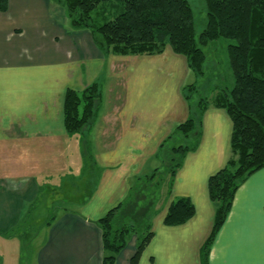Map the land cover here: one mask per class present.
<instances>
[{
  "label": "crops",
  "instance_id": "crops-1",
  "mask_svg": "<svg viewBox=\"0 0 264 264\" xmlns=\"http://www.w3.org/2000/svg\"><path fill=\"white\" fill-rule=\"evenodd\" d=\"M68 22L65 8L54 0H8L7 10L0 11V247L17 235L25 248L28 236H39L30 256L33 264H103L98 219L160 166L159 145L189 115L182 88L199 79L185 56L169 46L159 54L103 53L87 29ZM93 82L100 89L99 106L88 128L75 133L84 136L80 154L87 162L79 175L65 178L75 193L74 205L54 212L43 234L31 233L27 212L43 200L38 175L45 161L36 152L56 147L62 155L70 136L63 123L65 91L80 93ZM114 98H120L116 105ZM231 132L226 110L210 104L197 138L186 139L195 148L172 180L164 176L168 187L156 193L163 199L156 197L149 207L151 214L157 206L150 217L153 235L139 264H201L200 247L211 232L215 210L207 181L231 154ZM180 197L191 199L195 213L183 224L167 226V208ZM8 232L13 235H4ZM136 244L133 234L113 264H129ZM1 259L0 251V264ZM208 264H264V166L236 190Z\"/></svg>",
  "mask_w": 264,
  "mask_h": 264
},
{
  "label": "trees",
  "instance_id": "trees-1",
  "mask_svg": "<svg viewBox=\"0 0 264 264\" xmlns=\"http://www.w3.org/2000/svg\"><path fill=\"white\" fill-rule=\"evenodd\" d=\"M54 1L65 8L71 27L87 29L103 53L159 54L169 46L174 53L185 56L189 69L198 78L204 73L207 58L204 48L219 38L233 41L227 45L234 78L232 88L219 89L209 98L196 96L198 83L184 86L182 93L188 101L189 115L159 145L157 156L164 166L160 164L138 179L139 184L131 188L127 199L97 221L104 247L103 264H113L133 234L137 235V244L129 264H139L153 235L150 218H146L154 198L145 199L144 189L152 184L159 171L173 179L186 153L195 148V144H177L176 139L180 136L197 138L202 114L210 104L224 108L232 121L231 154L225 165L207 181L208 197L215 210L211 232L200 247V262L208 264L211 245L230 210L236 190L247 176L264 166V0H203L205 24L198 34L188 0H116L120 8L118 14L97 26L91 23V12L108 0ZM7 7L8 0H0V11H6ZM99 103L97 82L80 93L68 88L63 103L65 132L72 135L83 131L92 122ZM122 206L125 211V207L129 209L126 215L121 211ZM139 208L146 211L139 212ZM194 213L191 199L180 197L169 204L163 223L180 225ZM125 217L133 223H125ZM142 219H146L144 223ZM142 226L144 236L142 233L138 236Z\"/></svg>",
  "mask_w": 264,
  "mask_h": 264
},
{
  "label": "rangeland",
  "instance_id": "rangeland-1",
  "mask_svg": "<svg viewBox=\"0 0 264 264\" xmlns=\"http://www.w3.org/2000/svg\"><path fill=\"white\" fill-rule=\"evenodd\" d=\"M188 1L193 13L195 31L198 34L203 29L205 24L206 12L204 1ZM116 3H118V1L108 0L97 5V7L91 12V23L97 26L113 19L120 10V8L116 6ZM232 42L233 41L228 38H219L215 41H212L204 48L207 58L204 63V73L197 82L199 87L195 93L196 96L211 97L219 89L224 87L228 89L232 88L234 78L227 56V45ZM118 90L115 92V95L118 94L119 96L121 93ZM118 100L120 101V98H114L112 104H118ZM83 138L84 136H80V134L70 135L66 145L61 147L62 155L58 153L56 147H52L46 154H42L43 152L41 153L39 151L36 152V156L40 159L41 163L44 164L45 161V165L41 168L42 172L38 175L41 188L38 197L40 198L42 195L41 197L43 200L41 203L38 202V204L34 206L32 205L27 212L25 223L28 225L27 228L31 231V233L40 231L43 234V230L45 228L44 224L47 220H49V217L53 216L54 212L58 213L62 207L70 208L72 205H74L73 201L75 200L73 199L75 193H72L71 187L66 185L67 183H65V178L79 175L82 171L80 165L83 164V162H85V164L87 162L86 160H82V156L80 154V147H82ZM57 143L58 142H52L51 144L55 146ZM176 143L191 145V140L186 141L185 137L181 138L180 136L176 139ZM1 155L2 154H0V158L2 157ZM7 156L10 157L11 153L7 154ZM32 159H34V157H32ZM160 164L161 167L164 166V163L161 162ZM39 166L41 167V164ZM164 176V172L159 171V174L153 180L152 184L144 189V193L146 194L145 199H149L150 197H153L154 200H156L157 197V199L159 198V201L163 199L161 198V195H156V193L164 185L168 187V183H166L167 178ZM137 184L139 183L136 182V185ZM153 210L156 211L157 206H153L151 214ZM33 212H35L34 215H30ZM151 214H149V217L146 219H149ZM146 219H142L143 223ZM124 222L133 223V220H131L129 217H125ZM143 226L140 227L138 236L141 235L140 233H142V236H144L143 233L145 230ZM22 228L17 229L16 233H20ZM20 238L15 235L10 238V240L14 239V241L7 242L4 246L1 245L0 251L2 264H15V261L16 264H33L30 257L31 252H33L39 243L40 238L39 236L36 237L35 235H33L31 238L28 236L26 238V244H28L25 248L22 246V242L24 241H21L22 239Z\"/></svg>",
  "mask_w": 264,
  "mask_h": 264
}]
</instances>
